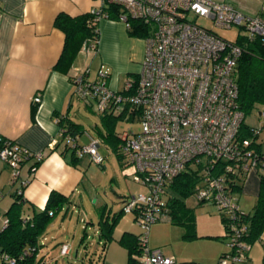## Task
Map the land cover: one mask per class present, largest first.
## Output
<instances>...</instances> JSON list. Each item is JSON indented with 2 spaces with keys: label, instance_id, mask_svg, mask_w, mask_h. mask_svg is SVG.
Returning <instances> with one entry per match:
<instances>
[{
  "label": "built area",
  "instance_id": "2783aa9c",
  "mask_svg": "<svg viewBox=\"0 0 264 264\" xmlns=\"http://www.w3.org/2000/svg\"><path fill=\"white\" fill-rule=\"evenodd\" d=\"M98 1L90 11L96 20L109 18L105 8L112 5L117 7L116 19L126 28L131 27V19L149 28L140 70L125 79L122 90L109 88L107 74L101 69L92 80L87 79L88 69L71 75L74 92L88 105L95 104L99 114L140 122L138 132L118 133L122 157L132 166L133 179L143 187L128 196L122 208L141 229L134 264H205L180 261L148 245L150 226L169 219V182L190 166L200 173L202 184L192 192L197 201L210 202L223 218L226 249L215 264H244L251 247L245 239L248 226L230 185L238 175L244 178L250 171L259 174L264 170V150L256 142L260 129L254 128L255 136H240L244 112L237 101L235 70L252 40L264 43V0L256 15L215 0ZM190 14L207 18L216 27L237 26L236 40L227 41L198 25ZM94 46L83 44L82 49ZM32 100L40 104L41 94L36 93ZM59 136L60 143L78 158L88 155L92 162L103 163L99 137L87 133L88 142L78 145L77 137L63 126ZM43 156L41 151L2 139L0 159L9 164L17 194L23 193L35 168L31 165L24 172V163ZM68 252V245L63 244L60 253Z\"/></svg>",
  "mask_w": 264,
  "mask_h": 264
},
{
  "label": "crops",
  "instance_id": "0c3cea01",
  "mask_svg": "<svg viewBox=\"0 0 264 264\" xmlns=\"http://www.w3.org/2000/svg\"><path fill=\"white\" fill-rule=\"evenodd\" d=\"M215 1L228 2L245 14L256 15L262 0ZM99 4L98 0H0V138L16 141L33 152L44 153L42 160L36 165L34 163L37 161L34 158H30L23 165L24 172H27L31 165L35 166L32 178L23 190L27 212L43 209L51 190L68 196L69 204L83 179V172L78 163L71 165L67 161L70 152L65 155L60 153L62 143L59 132L61 124L76 123L74 116L81 102L90 108L93 104L88 105L77 96L69 76L88 69L87 79H95L97 72L94 78H90V68L95 62L97 71L101 69L107 74L105 80L108 87L120 91L124 87L125 79L128 76L135 77L140 70L145 55L144 37L129 35L122 21L109 18L98 20L97 44L93 49L81 48L67 73L53 69L64 44V33L54 26L56 15L64 12L75 16L90 12ZM36 93L41 94L40 104L32 100ZM259 114L262 117V111H259ZM60 117L63 123L58 120ZM81 130L77 136L81 135ZM87 133L89 132L83 135L87 137ZM80 139L81 137L79 141ZM100 141L102 142L101 137ZM259 148L264 150V145L260 143ZM84 156L91 161L88 155ZM259 184L258 172L250 171L244 178L241 188L234 191L243 212L252 213L257 201ZM0 192L1 229L4 213L13 201L14 192L11 169L9 164L1 159ZM169 194L168 192V196ZM125 215L120 217L114 230ZM56 217L53 216L50 225L39 236L38 255L43 256L42 259L38 257L39 264L48 262L44 257L49 250L47 242L50 241V245L66 243L61 242L59 238L55 239L58 233H49V228L57 227ZM125 231H120V236ZM195 233L198 238L193 241L204 237L208 240L207 243H213L212 248L192 252L182 249L166 255L174 256L176 259L177 256L188 258L180 261L215 264L219 255L226 249L223 222L217 223L215 231L199 233L195 227ZM250 244L245 264H264V228Z\"/></svg>",
  "mask_w": 264,
  "mask_h": 264
},
{
  "label": "trees",
  "instance_id": "16d2710c",
  "mask_svg": "<svg viewBox=\"0 0 264 264\" xmlns=\"http://www.w3.org/2000/svg\"><path fill=\"white\" fill-rule=\"evenodd\" d=\"M105 10L108 12L110 19H116V6L110 5L105 8ZM130 23L131 27L127 28L129 35L145 37L149 33L147 25L140 20L131 19ZM54 26L64 33V44L61 55L54 64L53 69L67 73L76 54L82 48L83 44H97L99 38L98 20L95 19L94 14L91 12L75 16L60 12L54 18ZM235 77L238 86L237 101L239 108L244 112L245 116V113L249 112L256 105L262 107V127L264 128V43L258 39H254L248 44L247 49L238 59ZM69 78L71 79V76H69ZM61 119L62 118L60 117V120ZM118 119L126 118L117 117L111 114L102 115L101 123L103 128L97 127V133L99 139L101 137L102 141L109 144L117 158L121 160L123 157L119 148V132H116L114 128L115 122ZM126 120L134 121L130 117ZM60 123H63V121L61 120ZM61 125L65 127L66 132H71L77 137L76 142L78 145H82V142L79 141V136H77L80 132L79 124L67 122V125ZM253 132L254 128L244 124L243 120L240 126V136H255ZM2 139L0 138V145L2 144ZM69 151V147L62 145L60 150L61 154L65 155ZM41 160H36L37 162H35L34 165ZM79 160L80 158L75 156L74 151L71 150L70 156L67 160L68 163L71 165H77ZM123 163L128 165L126 161ZM259 176V192L254 209L251 214L243 212V219L248 226V233L245 236V239L249 241V243L257 238L264 228V170L259 172ZM244 178L238 175L235 180L231 181L230 186L233 193L235 190L241 188ZM201 184L198 168H193L191 166L189 169L183 170L177 176L172 178L168 184V192H170V194L167 203L170 208V216L167 221L185 226L186 231L184 236L188 238H195L197 235L195 233L193 214L191 213L190 208L186 206L184 198L191 194L193 190ZM127 197L128 196L122 200L123 205ZM68 202V196H65L57 190H51L43 209L27 212L26 209L28 207L25 206L26 201L23 198V193L17 194L16 191H14L13 201L4 213L2 228L0 229V264H39L38 257L42 259V256L38 255V249L40 247L38 242L39 236L52 222L53 216L62 210ZM198 203H204V201H198ZM123 213L124 212L121 209L119 213H113L109 218L107 216L104 218L103 215H100L99 236L104 240L102 253L104 252L105 244L113 238L114 227ZM219 215L223 222L220 213ZM5 220L7 221L4 222ZM139 237L140 233L134 234L130 231H125L118 238L119 244L127 250V264H134V253L139 252ZM212 237L216 239L219 238V236ZM63 244H67L69 248L68 243ZM24 251H26V253H24ZM10 260H13V263H11ZM100 264L103 263L101 262Z\"/></svg>",
  "mask_w": 264,
  "mask_h": 264
},
{
  "label": "rangeland",
  "instance_id": "374dc122",
  "mask_svg": "<svg viewBox=\"0 0 264 264\" xmlns=\"http://www.w3.org/2000/svg\"><path fill=\"white\" fill-rule=\"evenodd\" d=\"M189 17L198 25L210 29L227 41L234 42L238 36L237 26L225 29L214 26L213 22L207 18L193 14ZM96 65L95 62L93 66L91 65L90 78H94L97 72ZM259 111L261 107L256 105L245 113L244 124L260 129L256 142L264 145L263 118ZM101 117L95 104L90 108L81 102L74 120L80 125L83 133L89 132L95 137L97 127L103 128ZM114 128L116 132H138L140 122L137 119L134 121L118 119ZM83 133L79 135L80 142L87 143L88 139ZM98 151L104 157L101 165L89 161L87 156L78 161L83 172L82 182L78 186V191L71 197L70 203L56 214L57 227L49 228V233H58L55 239L59 238L61 242L69 244L70 252L68 255H62L59 252L61 245L55 243L50 245L49 241L46 243L49 250L44 256L48 262L45 264H100L101 262L103 264H127V251L118 242L120 231L126 230L139 234L141 229L133 222L131 214L123 213L126 214L125 217L116 226L113 238L105 244L102 253L104 240L99 236L100 215L105 218L107 215L112 216L113 213H119L123 207L122 200L140 191L143 187L133 179L132 166L124 164L125 159L123 158L119 160L109 145L102 141ZM184 202L193 214L195 227L199 233L215 231L217 223L222 224L219 212L213 204L198 203L193 193L185 196ZM185 231L186 228L182 224L170 221L153 223L149 229L148 245L150 247L159 246L165 254H174V251L182 249L192 252L193 250L207 251L212 248L213 243H207L208 240L204 237L193 241L198 236L188 238L184 236ZM185 259L188 258L177 256V260Z\"/></svg>",
  "mask_w": 264,
  "mask_h": 264
}]
</instances>
